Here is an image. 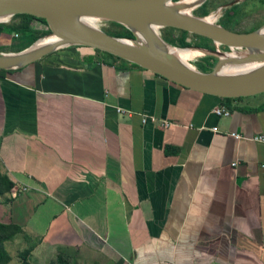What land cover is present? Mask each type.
I'll return each instance as SVG.
<instances>
[{
  "label": "crops",
  "instance_id": "1",
  "mask_svg": "<svg viewBox=\"0 0 264 264\" xmlns=\"http://www.w3.org/2000/svg\"><path fill=\"white\" fill-rule=\"evenodd\" d=\"M199 53L191 66L210 72L216 58L201 70ZM257 136L264 93L222 100L89 47L0 73V165L14 183L0 223L22 230L5 243L11 260L32 248V264L59 252L76 264H264Z\"/></svg>",
  "mask_w": 264,
  "mask_h": 264
},
{
  "label": "water",
  "instance_id": "2",
  "mask_svg": "<svg viewBox=\"0 0 264 264\" xmlns=\"http://www.w3.org/2000/svg\"><path fill=\"white\" fill-rule=\"evenodd\" d=\"M206 0H202L201 6ZM233 0L221 8H230ZM181 0H0V23L17 15L45 20L56 41L39 49L0 53V70L32 65L66 46H84L137 65L183 88L220 99L246 98L264 93V26L251 32H236L183 12ZM190 10V11H191ZM83 18L105 20L130 31L134 40L112 37L81 23ZM169 28L199 36L214 44L203 50L217 62L202 73L180 61L158 33ZM47 37V36H46ZM42 39V38H41ZM219 47L226 48L222 51ZM181 49V48H177ZM230 67L234 71L223 72Z\"/></svg>",
  "mask_w": 264,
  "mask_h": 264
},
{
  "label": "trees",
  "instance_id": "3",
  "mask_svg": "<svg viewBox=\"0 0 264 264\" xmlns=\"http://www.w3.org/2000/svg\"><path fill=\"white\" fill-rule=\"evenodd\" d=\"M179 0H173V2H176ZM206 5L207 3L205 2L201 8L200 11L202 13V16L208 15L206 11ZM240 4H236L230 8H227L224 10L225 13V19L226 22L222 23L223 20L219 21L218 24L221 25L224 28L230 29V25L233 20L237 19V14L239 10ZM115 26L120 28V32L118 33H108V35L115 37V38H124L128 40H134L133 34L128 31L126 28L119 24H115ZM169 29V28H167ZM172 32L173 31H178L179 35L170 37L169 39H163L167 44L176 47V48H191L192 46L184 41V36L187 35L186 32L184 31H179L175 29H170ZM233 31V30H232ZM254 31V30H251ZM248 31V32H251ZM245 33V32H244ZM12 35H16V37H25L26 38V43L25 46L16 52H20L26 48H28L30 45H32L35 41L38 39L44 38L48 35H50V30L45 22V20L40 19V18H35L33 16L29 15H17L12 17V20L10 24L6 23H0V44L4 39H7L11 37ZM198 38H202L199 36H196ZM204 40L208 41L211 43V41L203 38ZM28 42V43H27ZM224 51H227L226 48H223ZM100 52V51H98ZM102 53V52H100ZM107 56H110L111 58L123 61L119 58H116L112 55L103 53ZM126 62V61H123ZM128 63V62H126ZM134 65V64H133ZM211 71V70H210ZM0 73L3 74L5 71H1ZM222 100H230V99H222ZM14 187V183L9 179V177L6 175V173L3 172L2 167L0 165V196H5L9 194ZM22 233V230L20 227L14 224H2L0 223V264H9L11 257L10 254L8 253L5 243L8 241L13 240L17 235ZM32 248L24 249L23 251L18 253V259H19V264H32L30 262V254H31ZM51 264H76L72 263L70 261V258L67 254L63 252H59L55 259L52 261Z\"/></svg>",
  "mask_w": 264,
  "mask_h": 264
},
{
  "label": "rangeland",
  "instance_id": "4",
  "mask_svg": "<svg viewBox=\"0 0 264 264\" xmlns=\"http://www.w3.org/2000/svg\"><path fill=\"white\" fill-rule=\"evenodd\" d=\"M232 1L233 0H206L205 1L207 3L206 11L208 13V15L206 16L216 15V18L214 20L215 24H218V22L221 20H223L222 23L226 22V19H225L226 16L224 13L225 9L221 7ZM201 6L195 8L194 10H191L190 14L195 17H206V16H202V13L200 11ZM11 20L12 18H10L6 22V24H10ZM263 26H264V0H242L240 2L237 19L233 20L230 25L231 30L244 33V32H248L251 30H257ZM96 28L106 34L118 33L121 31L119 27L114 25V23L108 22L105 20H98L96 22ZM158 33L162 39H169V40H170V37L173 36L172 34H174L175 36L179 34L178 31L172 32L170 29H167V28L159 29ZM191 36L196 37L195 35H191ZM26 41L27 40L25 37H22V36L16 37V35L15 36L12 35L11 37L4 39L2 43L0 44V53H14V51H17L23 48L25 46ZM169 46L173 47L171 45ZM173 48H176V47H173ZM181 49H185V48H181ZM186 49L195 50L197 52H202V53L204 52L199 47H191V48H186ZM220 50L224 51L222 47H220ZM204 54H206L205 56H208L207 59L200 58L198 61L195 62L196 67L200 68L201 70H204V69L206 70L205 64L203 63L206 61H209V59L210 61L207 62L209 63L208 65H212L213 63V61H211L212 56L206 52ZM216 62L217 60H215L214 66ZM188 63L192 65L191 62H188ZM15 251H16L15 249L10 250V253L16 254ZM17 257L12 256V260L10 264H17V261H18Z\"/></svg>",
  "mask_w": 264,
  "mask_h": 264
},
{
  "label": "bare ground",
  "instance_id": "5",
  "mask_svg": "<svg viewBox=\"0 0 264 264\" xmlns=\"http://www.w3.org/2000/svg\"><path fill=\"white\" fill-rule=\"evenodd\" d=\"M202 0H181L180 5L182 6V11L183 12H190L191 9H193L194 7H196L197 5H199L201 3ZM216 18V15H210L209 17H207L206 19L210 22H214ZM96 19L93 18H83L81 20V23L89 28H96ZM264 31V30H263ZM56 41V38H54L53 36H47L44 37L42 39H40V41H38L32 49L36 50L39 48H42L44 46H48L52 43H54ZM171 51L175 54V56L182 61L183 63H186L188 65H190L188 62L189 60H191L192 58L200 55L199 52L195 51V50H190V49H177V48H172ZM223 72L225 73H230L233 72L234 70L230 67H225L222 69Z\"/></svg>",
  "mask_w": 264,
  "mask_h": 264
},
{
  "label": "built area",
  "instance_id": "6",
  "mask_svg": "<svg viewBox=\"0 0 264 264\" xmlns=\"http://www.w3.org/2000/svg\"><path fill=\"white\" fill-rule=\"evenodd\" d=\"M213 112L217 115V116H230V112L229 110H227L224 107H219L216 108L215 110H213ZM117 113L121 114L124 113V111H122L121 109H117ZM165 127H167L169 124L168 123H164L163 124ZM231 136L238 138L239 136L235 135V134H231ZM254 141L256 142H261L264 143V137L263 136H257L254 138ZM23 191H25V189H23ZM14 197L16 196L15 194L13 195Z\"/></svg>",
  "mask_w": 264,
  "mask_h": 264
},
{
  "label": "flooded vegetation",
  "instance_id": "7",
  "mask_svg": "<svg viewBox=\"0 0 264 264\" xmlns=\"http://www.w3.org/2000/svg\"><path fill=\"white\" fill-rule=\"evenodd\" d=\"M238 4H240V3H238Z\"/></svg>",
  "mask_w": 264,
  "mask_h": 264
}]
</instances>
